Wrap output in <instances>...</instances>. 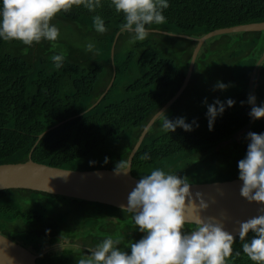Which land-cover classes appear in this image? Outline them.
Returning <instances> with one entry per match:
<instances>
[{"label":"trees","instance_id":"1","mask_svg":"<svg viewBox=\"0 0 264 264\" xmlns=\"http://www.w3.org/2000/svg\"><path fill=\"white\" fill-rule=\"evenodd\" d=\"M168 3L163 10L167 23L146 27L198 37L216 28L264 21V0ZM101 4L95 12L74 6L59 13L52 21L60 30L55 47L47 40L29 47L0 38V163L26 160L37 135L60 122L37 140L30 152L32 161L78 170L115 168L117 162L126 160L147 119L180 85L194 41L154 32L143 41L135 40L133 33H121L123 14L115 11L111 0H101ZM95 15L105 22L108 31L104 34L93 27ZM115 34L111 64L109 48ZM89 43L98 54L85 50ZM263 50L262 30L206 39L184 90L163 111L170 120L184 117L186 123L195 121L198 127L193 124L192 131L177 127L175 132H165L163 114L159 115L131 158L130 174L140 179L161 168L187 177L189 183L239 177L238 161L246 156L247 133H264V118L253 120L237 139L218 145L250 119L247 80ZM62 52L66 54L63 65L56 68L51 58ZM112 71L110 87L86 110ZM218 81L230 86L214 90ZM251 93L257 106L264 104V57L253 75ZM216 99L224 103L225 111L210 131L207 105ZM228 99L235 101L234 106H227ZM184 102L186 109L176 107ZM174 110L180 114H167ZM145 153L148 160L140 158ZM194 227L190 223L184 231ZM0 234L33 254L41 252L35 264H77L90 254V247L108 236L122 238L119 247L130 254L126 246L145 235L134 228L133 214L122 209L18 188L0 190ZM235 237L234 252L241 255L230 264H255L243 253L239 235Z\"/></svg>","mask_w":264,"mask_h":264},{"label":"clouds","instance_id":"2","mask_svg":"<svg viewBox=\"0 0 264 264\" xmlns=\"http://www.w3.org/2000/svg\"><path fill=\"white\" fill-rule=\"evenodd\" d=\"M117 13H122L124 22L120 24L121 33L134 34V39L145 40L150 25H164L167 19L163 10L169 7L168 0H111ZM83 6L90 12L102 7L101 0H2L0 6V38L5 42L19 41L31 47L42 40L55 42L60 36L59 28L52 23L61 12ZM96 32L108 31L100 15L92 17ZM87 52L98 54L95 45L87 44ZM65 53L52 56L56 68L63 65ZM230 85L217 82L214 90H226ZM207 103V98H205ZM245 101H241L243 105ZM247 103L251 105L250 118H264V104L257 106L255 95L250 94ZM235 101L227 100V106H234ZM219 105V107H217ZM225 111V105L219 99L207 105L209 130H213L215 119ZM163 114L162 130L175 132L177 127L192 131L193 124L186 123L184 117L174 121ZM249 141L246 156L238 161L239 179L243 182L240 196L248 203L260 205L258 215L246 221H236L239 225V241L243 253L255 264H264V133L248 132ZM148 160L147 153L140 157ZM108 158H105L107 162ZM132 170L127 160L117 162L114 174L127 175ZM199 204L193 198L191 184L187 177L168 173L161 168L151 170L142 176L128 193L127 204L121 205L123 212L133 214L134 228L145 233L141 239L131 242L122 250V238L108 236L95 247L89 248L87 256L80 258L77 264H230L239 257L234 252L236 237L225 230L221 220L212 216H202L199 212L208 209L209 203L203 194H195ZM197 210V218L189 219L186 208ZM194 223L190 232H185L186 225ZM249 233H252L249 239Z\"/></svg>","mask_w":264,"mask_h":264},{"label":"water","instance_id":"3","mask_svg":"<svg viewBox=\"0 0 264 264\" xmlns=\"http://www.w3.org/2000/svg\"><path fill=\"white\" fill-rule=\"evenodd\" d=\"M261 30L264 31V21L216 28L198 37H190L185 34L169 33L163 30L151 29L150 32L191 39L194 41V45L191 49L186 71L180 85L173 95H171L144 123L137 139L126 156V160L131 164V158L134 152L145 136L147 129L159 116V112H163L168 108V106L178 98L184 90L193 67L196 53L206 39L219 34ZM115 39L116 34L114 35L109 48V61L111 64ZM263 57L264 50L254 62L248 76L247 87L249 95L252 94L251 83L253 75ZM113 78L114 72L112 71L102 92L86 108V110L99 101L110 87ZM252 121L253 119L250 118L245 124L235 130L226 140L221 141L218 146H222L230 142L232 139H237L240 133L244 131ZM59 123H56L39 133L32 147L45 131L57 126ZM31 149L27 153L26 160L22 162L0 163V190L8 188L29 189L84 201L97 202L121 209V205L126 206L128 193L139 180L138 178L133 177L130 172L127 175L121 174L120 176H117L114 174V168L78 170L37 163L30 159ZM242 183L243 182L238 177L222 181L190 183L193 198L196 200V203L199 204V198H197L195 194L200 192L210 205L208 209L200 211L199 215L216 217L223 222L225 230L231 232L234 236L238 235L239 225L236 221H246L247 219L258 215V208L260 207V205L256 203H248L240 196V187ZM186 215L189 219L195 220L197 218V210L189 204L186 208ZM43 252L44 250L42 253ZM40 253L33 254L31 251L23 248L10 238L0 234V264H35V259Z\"/></svg>","mask_w":264,"mask_h":264},{"label":"rangeland","instance_id":"4","mask_svg":"<svg viewBox=\"0 0 264 264\" xmlns=\"http://www.w3.org/2000/svg\"><path fill=\"white\" fill-rule=\"evenodd\" d=\"M61 35H62V33H61ZM225 39L226 38H224V41H225ZM231 41V37H230V39H227V44L229 43ZM220 49V48H219ZM214 56H212V58H213ZM214 59H216V58H214ZM176 107H182V108H184V109H186V106H185V102L183 103V105L182 104H180V105H178V106H176ZM176 109V108H175ZM184 111V110H183ZM186 112V110L184 111V113ZM167 114L168 115H174V116H176V115H179L180 114V112H178L177 110H174V112H171V111H168L167 112Z\"/></svg>","mask_w":264,"mask_h":264},{"label":"flooded vegetation","instance_id":"5","mask_svg":"<svg viewBox=\"0 0 264 264\" xmlns=\"http://www.w3.org/2000/svg\"><path fill=\"white\" fill-rule=\"evenodd\" d=\"M256 105H257V104H256ZM71 244H74L75 246H76V245L80 246V243H79V242H73V243H71Z\"/></svg>","mask_w":264,"mask_h":264}]
</instances>
